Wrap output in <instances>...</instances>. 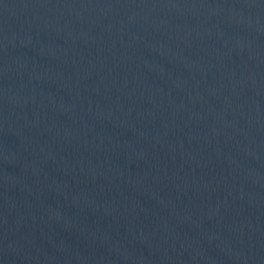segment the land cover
<instances>
[{"label": "water", "instance_id": "95a60500", "mask_svg": "<svg viewBox=\"0 0 264 264\" xmlns=\"http://www.w3.org/2000/svg\"><path fill=\"white\" fill-rule=\"evenodd\" d=\"M0 264H264V0H0Z\"/></svg>", "mask_w": 264, "mask_h": 264}]
</instances>
